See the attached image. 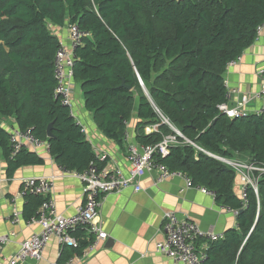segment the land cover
<instances>
[{
  "label": "trees",
  "instance_id": "obj_1",
  "mask_svg": "<svg viewBox=\"0 0 264 264\" xmlns=\"http://www.w3.org/2000/svg\"><path fill=\"white\" fill-rule=\"evenodd\" d=\"M263 24L264 0H0V160L7 176L44 163L32 151L14 150L1 124L9 118L47 142L67 171L105 168L55 97L62 40L52 30L76 25L88 35L75 50L74 82L100 131L123 146L136 120L135 144L156 146L176 135L166 118L183 137L156 162L238 211L237 228L207 244L204 264H264V172L254 173L257 192L248 186L245 199L235 193L239 174L220 160L245 159L264 169V114L231 119L221 110L229 63L252 47ZM152 126L157 131L147 134ZM26 200L29 217L44 202L35 195ZM71 234L78 247H65L58 263L95 240L84 227Z\"/></svg>",
  "mask_w": 264,
  "mask_h": 264
},
{
  "label": "crops",
  "instance_id": "obj_2",
  "mask_svg": "<svg viewBox=\"0 0 264 264\" xmlns=\"http://www.w3.org/2000/svg\"><path fill=\"white\" fill-rule=\"evenodd\" d=\"M58 33L57 36L62 41L68 40V28L59 29ZM240 58L236 65L227 68L225 74L227 90H239V93L228 101L227 106L229 109L237 108L241 96L245 95L250 100L243 114H258L263 107L262 100L256 96L262 86L259 70L264 68V29L252 47ZM71 85L73 116L82 127L94 154L98 158L106 156L105 168L109 172L119 170L127 175L130 169L129 148L136 145L134 133L136 120L128 126L130 138L127 137V143L123 146L116 144L100 131L93 115L86 110L80 87L74 80ZM1 124L9 134L13 130H21L15 118L2 120ZM43 142L45 146L36 150L32 148L27 150L36 153L44 163L23 167L17 170L13 177L7 176L6 162L0 160V236L10 237V241L0 252L3 264H7L8 260L20 250L24 241L33 234L41 232L39 225L31 223L39 209L31 217H29V208L28 214L26 213L28 201L26 196H22L23 179L32 177L51 179L53 182L51 193L41 197L44 198V202L52 199L57 212L67 218L75 216L86 200L83 184L77 178V174L69 173L58 165L50 155L49 144ZM229 161L251 166L245 159ZM238 176L239 182L235 193L240 196L243 192V182L240 175ZM158 178L159 172L152 171L141 181L142 191L136 192L133 188H129L122 193L107 196L103 200L99 220L108 238L99 242L94 250L82 257L77 264H183L155 253L156 245L164 240V220L169 213H175L181 219L188 218L205 232L224 235L226 231L237 228V215L231 211L233 209L218 204L214 194H205L199 189L188 187L182 176L161 182ZM15 213H18L19 219L14 217ZM204 245L205 243L201 242L198 246L202 248ZM64 248L54 238L46 247L41 261H28L24 264L58 263Z\"/></svg>",
  "mask_w": 264,
  "mask_h": 264
},
{
  "label": "built area",
  "instance_id": "obj_3",
  "mask_svg": "<svg viewBox=\"0 0 264 264\" xmlns=\"http://www.w3.org/2000/svg\"><path fill=\"white\" fill-rule=\"evenodd\" d=\"M263 29L264 24L258 29L259 34ZM87 35V33L82 32L76 25L70 26L68 28V40L61 41V48L55 58V77L57 80L55 97L61 100L63 106L70 109L71 115H73V89L71 82L74 80L73 65L76 58L75 50L81 46L82 39ZM240 60L241 58L239 57L230 62L228 67L236 65ZM259 75L262 80V86L256 97L263 102L262 110L258 113L261 115L264 114V68L259 70ZM238 93L239 90L237 89L227 90L226 100L230 101L233 96ZM249 100L250 98L248 96H241L237 108L229 109L227 105H224L221 107V110L231 119L245 116L247 114H243V110L249 103ZM165 123L168 124L169 128H171L176 135L165 137L164 140L156 146H130L128 152L130 169L127 175L119 170H113L111 172L106 168L99 170L94 164L84 173L76 175L83 184V192L86 200L84 205L77 210L75 216L67 218L60 215L52 199H47L43 202L35 218L31 222L39 225L41 227V232L33 234L28 240L24 241L21 244L20 250L8 260L7 264H24L28 261H41L46 247L54 238L58 240L60 246L63 248H77L78 241L72 236L71 232H74L80 227H84L88 230L89 234L94 236L95 240L83 250L81 255L74 254L63 263H54L77 264L81 261L82 257L87 256L90 251L94 250L99 242L108 238V234L104 231L102 222L99 220L103 200L107 196L122 193L129 188H133L136 192L142 191L141 181L152 171L159 172L158 180L160 182L175 176H182L188 187L199 189L205 194H214L206 188L193 186L191 179L187 176H184L180 172H171L165 165L156 162L154 159L155 155H160L163 158L166 157L169 154L170 146L177 143V136L183 137L168 120L165 119ZM146 131L147 134L154 133L157 131V126L149 127ZM10 142L15 151L28 148L36 150L45 146V143L36 138L31 130L11 131ZM191 145L199 149L193 143ZM98 159L100 162H107L106 156H100ZM220 160L233 167L240 175L243 182V198L246 199V190L250 185L257 192L258 178H255L253 175L255 172H264V169L254 167L253 165H244L240 162H232L224 159ZM22 185V196H47L53 189L52 180L44 177L23 179ZM231 211L238 215V211ZM14 217L19 219L18 213H15ZM163 228L165 237L163 241L156 245L155 253L183 264H204L207 243L223 238L222 234L205 232L195 222L188 218L181 219L175 213H169L165 216ZM9 241V236H0V252L3 251ZM201 242L205 243L202 248L198 246ZM0 264H3L1 259Z\"/></svg>",
  "mask_w": 264,
  "mask_h": 264
},
{
  "label": "water",
  "instance_id": "obj_4",
  "mask_svg": "<svg viewBox=\"0 0 264 264\" xmlns=\"http://www.w3.org/2000/svg\"><path fill=\"white\" fill-rule=\"evenodd\" d=\"M140 84L144 87L143 82L140 80ZM52 130V125H50L49 129H48V137L49 139L53 138V134L51 133Z\"/></svg>",
  "mask_w": 264,
  "mask_h": 264
},
{
  "label": "rangeland",
  "instance_id": "obj_5",
  "mask_svg": "<svg viewBox=\"0 0 264 264\" xmlns=\"http://www.w3.org/2000/svg\"><path fill=\"white\" fill-rule=\"evenodd\" d=\"M52 31H53V34H55V35H58V34H59V33H58V32H59V29H53ZM162 119H163L164 124H166V123H165V119H166V118H162ZM166 120H167V119H166ZM166 125L168 126V124H166ZM168 127H169V126H168Z\"/></svg>",
  "mask_w": 264,
  "mask_h": 264
}]
</instances>
